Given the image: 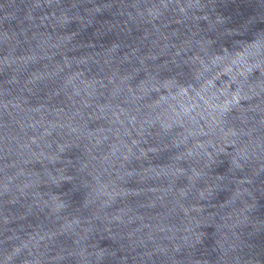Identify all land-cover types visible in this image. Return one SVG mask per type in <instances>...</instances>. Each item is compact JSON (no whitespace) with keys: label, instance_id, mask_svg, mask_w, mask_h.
Here are the masks:
<instances>
[{"label":"water","instance_id":"1","mask_svg":"<svg viewBox=\"0 0 264 264\" xmlns=\"http://www.w3.org/2000/svg\"><path fill=\"white\" fill-rule=\"evenodd\" d=\"M0 264H264V0H0Z\"/></svg>","mask_w":264,"mask_h":264}]
</instances>
